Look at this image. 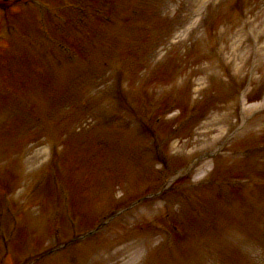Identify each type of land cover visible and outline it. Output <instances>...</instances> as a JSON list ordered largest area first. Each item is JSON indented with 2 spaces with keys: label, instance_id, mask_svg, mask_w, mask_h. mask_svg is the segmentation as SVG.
<instances>
[{
  "label": "rangeland",
  "instance_id": "374dc122",
  "mask_svg": "<svg viewBox=\"0 0 264 264\" xmlns=\"http://www.w3.org/2000/svg\"><path fill=\"white\" fill-rule=\"evenodd\" d=\"M161 0H156L155 3L156 5L161 9L163 8L162 3L160 2ZM164 3H167V6L165 7V9L163 10V13L165 15H167V11L170 12V10H174L177 6V1L178 0H163ZM227 0H184L185 5L183 6V10L185 13V21L182 19L183 24V28L181 31H178L175 33L176 35H181L183 32H186L187 27H189V23L192 20L195 21H200L201 17L204 15H208L209 16V12H208V7L210 5H214V7L216 9H218L219 7H221V5L226 2ZM245 3H250V5L248 6L249 9L251 7V9L249 10L250 14L248 15V19H253L254 23H255V28L257 29V31H264V0H246L244 1ZM216 11V18H217V23H216V28L219 27L217 30L218 31H212L213 34V39L216 40L215 42H212L211 40L209 41H203L201 43V48L203 53L206 55V60H203L202 63H207V65L211 66V67H218L222 64L225 63V65L223 67H229V74L228 76L230 77H234L236 78V80L238 79V81H242L243 83L245 82V80H247L248 82V87H253L255 85H257L258 87L261 88H254L251 92V101H254L256 99H261L263 98L264 94L262 96L259 97V93L262 91V88H264V76H263V72H264V62L262 63L263 65L261 66V69H250L247 67V69L245 68H241L239 71V65H241V58L239 57V54H242L243 51H241L239 53V49H238V39H240V37L243 35L244 30L242 31L241 29V25L240 22L237 23V16L234 18L232 17L228 11H220L217 13ZM231 21V22H230ZM25 20H23V22L20 25L19 30L22 31V38H25V24H24ZM174 26V24H173ZM194 38H201V39H205L207 38V35H205V33H198L196 36H194ZM264 41H260V44L263 45ZM166 47L168 46V43L162 44L159 46L160 47ZM218 48L219 49V54L221 56V59L224 61L222 63L220 62H216L215 60H208L209 56L211 55V50H214V48ZM20 49H22L23 51H25V43L24 41L20 42ZM231 60V61H230ZM41 63V62H39ZM39 66V65H37ZM235 70L237 72V74L235 73ZM210 72L208 69H204L203 71L200 72V74L202 75L203 73H208ZM156 90L159 92H163L165 91V87L162 86V84H158L156 85ZM264 91V89H263ZM58 94V92H56ZM210 97H215V95L213 94ZM213 105H208L207 109L205 106V102L203 104V106L205 107V113L208 112L207 110H211L212 107L214 108L213 110H211L207 116V118L205 120H203L202 122H200L197 126H195L194 131L195 133V137H193V142L197 141L198 138L203 139L204 138V131L208 130L206 129L207 127H214L215 130H219L220 125L217 124V122L219 121V117H220V113L221 110H219V106L216 105V100L212 102ZM205 113L203 112V114L205 115ZM208 120V121H207ZM262 121H259L257 123H255V127L254 129H252V133L256 134L257 136L263 135L264 133V118L261 119ZM55 123H58L59 121H54ZM209 122H211V124H209ZM37 132L35 133H29L28 135L25 136V143L26 142H30V141H34L33 139L35 138ZM216 133V132H215ZM200 135H203L200 137ZM31 139V140H30ZM12 142L9 143V145L4 149L5 153L3 154L2 157H4V155H7L3 160H7L8 157H13L15 155L18 156V154L21 152V155L25 154V152L23 151V147H16V146H11ZM14 145H16V142H13ZM264 143V139H260L258 142L253 143L254 145H260ZM70 144V143H69ZM198 145V144H196ZM26 149H29L28 147L25 146V151H27ZM16 150L18 152H16ZM23 151V152H22ZM35 151L40 152L39 155L43 154V150L42 147L40 146H36L35 147ZM42 151V152H41ZM181 153H183V150H181ZM238 156L237 159L239 157L242 156V152L241 151H237ZM85 153L80 152L79 158L81 159L82 156ZM37 155V153H36ZM259 158L260 157H264V150L259 151L258 155ZM1 157V158H2ZM43 157V155H42ZM34 158H37L36 156ZM1 161V160H0ZM259 162H261V160H259ZM85 164V163H84ZM77 164L76 169L77 171L74 172L73 169H71L70 171V166L69 168H67L66 166V171L67 173H65L66 178H70V180H75V179H79L82 180V183L85 186V190H86V194H88L90 192V188L91 186H93L92 184L94 182L97 181V177L95 175V172L93 170V168H91L92 164L90 162H88L87 164ZM264 168V165L262 166ZM36 173L38 174L39 171H36ZM38 176H34L31 179V184L29 187V190H31V187H35V183L38 182ZM50 189V188H49ZM33 190V189H32ZM47 192H43L41 195V198L39 200V202L35 205H32L33 208H31L33 211L36 212V214H38L41 211V207L38 206V204L41 201H44L45 196H46ZM27 193L25 194V198H26ZM32 201V199H31ZM47 202H49V200H47ZM143 204H149V201L143 203ZM31 205H29L30 208ZM20 209V207H18L16 210L18 211ZM255 213L257 214L256 217V224L255 225H259L261 227H264V205H259L255 207ZM149 218V216H147ZM254 227V225H253ZM260 236H250V244L251 246L249 248H247L246 251L242 252V258H240L241 263L242 264H250V262H252L253 264H264V230H262L261 232L257 233ZM150 234H146L145 237H148ZM236 236H238V234H234V235H230L228 237V240L231 241L233 244L238 242V239L236 238ZM144 237V236H143ZM147 241H149V239H146ZM245 238L241 236L240 241H244ZM108 245V244H107ZM143 248L140 247V250H142ZM134 254L137 257H141L143 255V253H141L138 249H136V247L134 246L132 248ZM83 252V248L78 249L76 251L79 260L81 262L82 258H87L88 255L92 256V252H89V254L87 253H82ZM132 252L129 253V255H131ZM107 258L106 255H102V260H105ZM119 259H106L108 264H114L115 262H117ZM56 264V263H54ZM57 264H60L59 261Z\"/></svg>",
  "mask_w": 264,
  "mask_h": 264
}]
</instances>
